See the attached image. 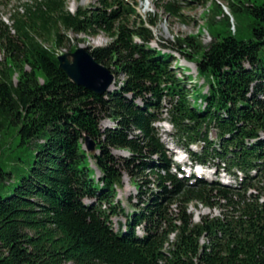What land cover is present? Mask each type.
<instances>
[{
    "label": "trees",
    "instance_id": "16d2710c",
    "mask_svg": "<svg viewBox=\"0 0 264 264\" xmlns=\"http://www.w3.org/2000/svg\"><path fill=\"white\" fill-rule=\"evenodd\" d=\"M207 2L210 42L187 35L174 47L195 63L204 92L150 46L152 30L129 22L136 10L122 0L75 11L67 0H25L10 24L0 16V135L13 127L20 145L38 146L15 186L0 167V264H264V0L162 6L180 17L182 3ZM101 32L109 41L86 48L123 79L99 95L74 84L57 56L80 46L70 33ZM163 114L191 162L241 173L236 186L177 177L154 126ZM85 137L97 153L83 149ZM125 174L132 212L116 199ZM190 205L223 211L193 223Z\"/></svg>",
    "mask_w": 264,
    "mask_h": 264
},
{
    "label": "rangeland",
    "instance_id": "374dc122",
    "mask_svg": "<svg viewBox=\"0 0 264 264\" xmlns=\"http://www.w3.org/2000/svg\"><path fill=\"white\" fill-rule=\"evenodd\" d=\"M25 0H0V16H2L5 23L10 24L9 15L12 13L13 8L18 6L20 3ZM127 2L129 5L135 8L136 12L134 15L130 16L129 22L132 23L133 20L138 21L139 18H142L146 25L152 30L154 39L150 42L152 48H157L163 51L170 52L175 60L172 61L171 67L176 68L178 75H190V80L192 85H196L200 88L199 90L205 91L206 84L203 82V79L197 75L196 65L193 61L186 59L185 56L181 55L179 52L174 51L176 46V38H182L187 35H198L202 44H207L210 42L211 37L208 34L206 28V13L209 9V3L196 4V3H182L180 7V17H176L168 14L162 4L167 0H122ZM178 1V0H177ZM96 0H67V8L70 11H75L77 7H88L92 4H95ZM224 12L227 14V10L224 8ZM153 18V25L148 23L149 18ZM232 21V20H231ZM233 23V21H232ZM69 36L73 38L70 43L74 44L79 41L80 46H98L103 45L109 41V38L106 37L102 32L95 36H86L84 34H72ZM239 37L245 38L244 33H240ZM135 41H139L137 38ZM182 49V48H181ZM115 75L116 79L120 81L123 79L121 75ZM114 87V84L111 85L110 89ZM107 123V120H103L100 124V127H103ZM112 125V124H111ZM155 126L158 128L160 133L161 141L168 147H171V144L174 146L175 143L172 142L171 136L166 132H162L161 121L157 122ZM209 138L215 140V133L210 132ZM172 142V143H171ZM176 147L178 145H175ZM38 146L29 149L28 146L20 145L19 138L16 132V129L11 127L8 128L2 135H0V167H2L6 172L11 173V178L9 180L10 186H15L19 183V180L22 176L27 174V169L33 160V152L37 150ZM84 149V146H83ZM193 151H199V146H193L190 148ZM112 153L115 156H128V153L125 151L114 150ZM172 161L177 160L174 157V153H168ZM92 177L97 170L93 161H89ZM214 166H210V171ZM188 169L184 172V176L188 175ZM212 177V176H211ZM237 177H240L238 172H236V177L234 175H227L226 177L221 173L218 181L229 182L231 186H234L238 183ZM236 178V179H235ZM228 185V186H229ZM117 197L121 206L125 209L126 212H132L133 207L132 203L135 202L136 190L131 182L130 178L125 174L122 178L121 187L116 188ZM222 208H207L203 206H198L197 208L193 205H190L188 208V213L192 215V222L197 223L202 216L209 217H218L221 215ZM112 225L119 221L124 223L125 218L123 216L112 217ZM118 226V223L116 224Z\"/></svg>",
    "mask_w": 264,
    "mask_h": 264
},
{
    "label": "water",
    "instance_id": "95a60500",
    "mask_svg": "<svg viewBox=\"0 0 264 264\" xmlns=\"http://www.w3.org/2000/svg\"><path fill=\"white\" fill-rule=\"evenodd\" d=\"M57 60L59 68L74 84L95 94H103L113 84L111 70L97 62L84 46L59 54ZM84 150L89 154L96 152V143L89 137H85Z\"/></svg>",
    "mask_w": 264,
    "mask_h": 264
}]
</instances>
